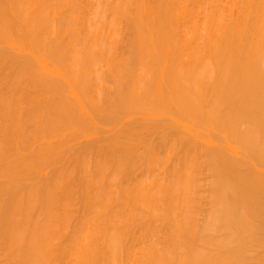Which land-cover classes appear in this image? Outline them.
I'll return each mask as SVG.
<instances>
[{
    "label": "bare ground",
    "instance_id": "obj_1",
    "mask_svg": "<svg viewBox=\"0 0 264 264\" xmlns=\"http://www.w3.org/2000/svg\"><path fill=\"white\" fill-rule=\"evenodd\" d=\"M0 264H264V0H0Z\"/></svg>",
    "mask_w": 264,
    "mask_h": 264
}]
</instances>
